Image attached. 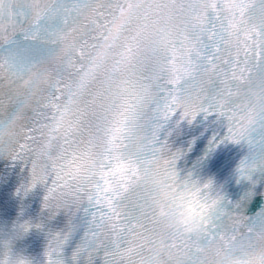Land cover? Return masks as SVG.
Wrapping results in <instances>:
<instances>
[{
	"label": "snow or ice",
	"instance_id": "1",
	"mask_svg": "<svg viewBox=\"0 0 264 264\" xmlns=\"http://www.w3.org/2000/svg\"><path fill=\"white\" fill-rule=\"evenodd\" d=\"M0 161V264H264V0H0Z\"/></svg>",
	"mask_w": 264,
	"mask_h": 264
},
{
	"label": "clouds",
	"instance_id": "2",
	"mask_svg": "<svg viewBox=\"0 0 264 264\" xmlns=\"http://www.w3.org/2000/svg\"><path fill=\"white\" fill-rule=\"evenodd\" d=\"M166 212V207L164 203H161L156 208V214L158 216H163ZM177 223H183L186 226L184 227L185 233H197L199 231V222L193 221L190 215L185 214L184 216L178 218Z\"/></svg>",
	"mask_w": 264,
	"mask_h": 264
}]
</instances>
